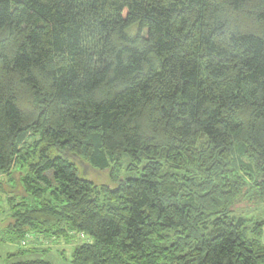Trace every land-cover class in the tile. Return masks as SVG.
<instances>
[{"label": "trees", "instance_id": "obj_1", "mask_svg": "<svg viewBox=\"0 0 264 264\" xmlns=\"http://www.w3.org/2000/svg\"><path fill=\"white\" fill-rule=\"evenodd\" d=\"M125 158L138 177L114 188L77 164ZM14 168L6 264H55L30 235L90 238L71 264H264V0H0Z\"/></svg>", "mask_w": 264, "mask_h": 264}, {"label": "rangeland", "instance_id": "obj_2", "mask_svg": "<svg viewBox=\"0 0 264 264\" xmlns=\"http://www.w3.org/2000/svg\"><path fill=\"white\" fill-rule=\"evenodd\" d=\"M78 167L80 169V175L87 180H91L94 184L98 186H108L110 188H114L116 186L115 178L120 179V181L125 180V178H137L138 177V172L137 170H130L128 165H129V158L124 159V161L121 163V165H113V169H108V170H96L89 166L87 163L78 160L77 162ZM13 174L10 177H1L0 180L1 182L3 181V194L1 195L2 198L0 199V208L2 210H8V203L7 200L10 197H14L18 202H21L22 200L28 201L27 195L24 193V190L19 183L20 175L18 172V169L14 168ZM29 202V201H28ZM246 202V201H245ZM33 204H36L35 202ZM244 202H242L241 206H244ZM247 205V204H245ZM261 210L264 207H260ZM254 219L257 220H264V209L262 211L257 210V212H254L252 215ZM3 216L0 214V221L2 220ZM1 228V225H0ZM1 232V231H0ZM3 234V236H1ZM30 237L33 238V235ZM1 238L3 240H1ZM90 238H87L86 236L81 235L80 238H78V241L76 244L70 243H64V242H58L57 243H52V242H38L35 240V242H31V244H35L34 246L36 247H42V248H50L52 252L45 257L47 260H51L55 264H71V257L73 254V249L77 245H81L84 243H88ZM7 236L4 232L0 233V264H6L7 263V255L11 254L12 252H15L18 250V247L16 245H10L7 242ZM4 243V244H2ZM33 246V247H34ZM70 246V247H69ZM69 247V248H67ZM30 248V247H28ZM65 252V253H64Z\"/></svg>", "mask_w": 264, "mask_h": 264}, {"label": "built area", "instance_id": "obj_3", "mask_svg": "<svg viewBox=\"0 0 264 264\" xmlns=\"http://www.w3.org/2000/svg\"><path fill=\"white\" fill-rule=\"evenodd\" d=\"M31 236V235H30ZM30 236H28V239H25L24 240V242H23V246H25V247H33L35 244H31V242H35L34 241V237L32 238V237H30ZM35 247V246H34Z\"/></svg>", "mask_w": 264, "mask_h": 264}, {"label": "crops", "instance_id": "obj_4", "mask_svg": "<svg viewBox=\"0 0 264 264\" xmlns=\"http://www.w3.org/2000/svg\"><path fill=\"white\" fill-rule=\"evenodd\" d=\"M264 209V208H263ZM262 209V210H263ZM261 209H260V211H262ZM262 221H264V220H262ZM262 231H263V235H262V238H261V242H263V244H264V227H263V229H262ZM56 245H58V244H56ZM70 247V246H69ZM69 247H67V248H69Z\"/></svg>", "mask_w": 264, "mask_h": 264}]
</instances>
